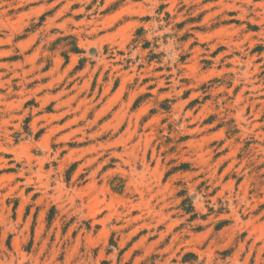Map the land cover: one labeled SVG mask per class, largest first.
Here are the masks:
<instances>
[{"label":"rangeland","instance_id":"374dc122","mask_svg":"<svg viewBox=\"0 0 264 264\" xmlns=\"http://www.w3.org/2000/svg\"><path fill=\"white\" fill-rule=\"evenodd\" d=\"M0 264H264V0H0Z\"/></svg>","mask_w":264,"mask_h":264}]
</instances>
